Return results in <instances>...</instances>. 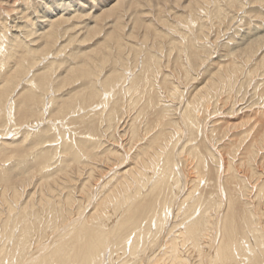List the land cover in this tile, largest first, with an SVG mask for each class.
I'll use <instances>...</instances> for the list:
<instances>
[{
	"label": "bare ground",
	"instance_id": "6f19581e",
	"mask_svg": "<svg viewBox=\"0 0 264 264\" xmlns=\"http://www.w3.org/2000/svg\"><path fill=\"white\" fill-rule=\"evenodd\" d=\"M99 1H101L99 7H97L96 3L98 0H53L51 4L44 3L45 6H48L45 14L37 15L38 18L36 20L39 23L37 25L39 28H36L37 31L30 28L28 24L18 25L17 27L19 28L16 29L13 37L10 33L12 39L7 40L11 43V46H13V43H15V46L11 48L8 45L9 47H5V50L3 49L0 52L1 57L2 54H5L0 59V78L2 74H5L7 68L11 67L13 71L5 75L4 79L7 78L6 81L2 80L5 84H0V264H264V152L262 154L259 151L260 147L264 149V128L262 127L257 131V137L251 142L248 136L252 132L253 126L249 127V130L245 127L251 123L250 120L242 118L239 124L234 122L236 124L229 125L226 127L227 129L224 126L222 133L225 136L233 128L236 129L243 125L244 129L246 128V131L243 130L242 132L237 129L238 133L245 134H241L237 140L229 138V143L226 146H224L223 139L218 136L220 133L215 134L216 136L213 137L211 132H209L211 134L210 139L213 140H210L211 143L217 146L219 153L220 151L223 153V155L222 153L216 155V150L213 151L212 149L213 144L209 147L205 143V138L199 140L196 136L193 123L197 116L193 118V112H197L194 111V108L196 109L201 101V96H199L201 89H205L206 94H211V96L215 90L213 95L216 94L217 96L219 84L224 80H228V84L229 81L232 83L233 77L236 78L239 73L242 74L241 71L244 69L238 71V67L234 65L226 64L227 66H224L223 64L224 67L221 68L220 72L216 73L219 76V80L223 79L218 82L216 80L217 77L211 80L215 74L210 71L211 74L208 75L211 81H204L206 85L200 84L201 86L197 87L198 94L196 92V94L193 93L194 95H191V97L195 96V99L192 100L190 98L191 100L187 99L186 102H178V105L174 108L172 103L166 104L169 99V102H171V98L166 99L167 102L163 98H158V101H156L157 106L159 110L164 111V117L162 114L160 118H156L157 122L152 119L149 113L143 116L144 122L133 123L135 119L133 122L129 120L131 118L126 120L123 119L125 118L123 115H120L118 120L117 116L119 115L117 114H121V112L112 110L110 106L114 102L110 103L109 101L112 98H114L112 101L115 100L119 90L124 92L123 96L125 93L129 94V97L126 95L128 97L127 103H129L126 108L130 111L133 103L136 104L137 100H139L137 98L140 92L143 94V91L147 88H149L150 92L152 91L151 88L155 87L153 84L151 87L149 84L148 87L144 84H139L141 81V78L137 77L139 74L136 69L135 72L133 69L129 70L132 65H128L132 62L128 57L122 58L120 55L121 50H136L140 58H144L147 56V50L156 48L160 43L158 41L163 38L161 34L155 33V30L153 31L156 28L152 29V25L143 26L137 19L128 20L127 23L131 26L129 31L126 30L125 26L121 28L122 25L120 27L118 24V28L121 29L113 32L116 20H112L114 23L104 21V24H99L100 15L102 14H99V11L103 9L101 6L106 4L107 7L105 9H107V12L109 11L106 14V18H108L113 16L114 11L116 13L121 8L128 12L131 11L130 8L136 5L138 1L141 2V0H112L113 2L110 4H107V2H111V0ZM146 1L150 2L149 4L151 5L157 3L156 0ZM165 1L174 3L178 7L182 6L185 10L189 9L190 11L198 9L197 6L203 4V0H188V3L184 0ZM239 1L235 0V3H239ZM215 2L219 4L217 3L218 1H214L213 4ZM204 3L206 7L210 5L207 6L205 0ZM226 4L224 3V5ZM211 6L209 7L211 8ZM212 8L214 9V7ZM203 9L200 8L199 11ZM172 11L169 12L173 15ZM159 12L156 13L159 14ZM161 14H159L160 16L157 15L156 19L164 24L165 20H159L163 16ZM204 14L201 15L203 16ZM224 14L227 15V13ZM81 15L85 18H79ZM179 15L181 14L172 17L174 19L177 18V20H186L185 16L178 19L182 17ZM167 16L163 17L167 18ZM122 17L124 18L123 14H120L117 18L121 19ZM220 17L224 20L223 16L219 15ZM232 17L234 16L232 15ZM187 19L188 21L193 20H189V17ZM140 21H143V17ZM168 21L170 20L168 19L166 22ZM199 21L201 20L199 19ZM28 22H31V20ZM74 22H77V24ZM121 22L126 24V21ZM178 23L175 26L176 30H178L177 25L181 24ZM159 25L161 26V24ZM190 26L192 27V25ZM5 27H8L7 22ZM9 27L11 26L9 25ZM103 28L107 30L104 37L107 36L108 41L102 42L103 48L96 50L92 56L89 55L90 58L88 57L84 61L80 56L83 52L79 53L77 50L72 51L70 54H65L67 59L74 61V66H71L70 63L67 65V63L57 61V59L56 61L54 59L47 61L48 64L40 66L43 64L40 61L49 53L54 52L55 55H58L61 51L66 53L65 51H67L69 46L73 45L74 42L77 43L76 35L82 39L79 42L88 44L90 40L98 39L97 37L102 34ZM137 28L143 30L140 40L136 39L137 35L134 32ZM5 29H2V34L8 33ZM99 30H102L101 34ZM163 32H165V29ZM172 32L173 34L175 32L179 37L180 34H177L174 28ZM225 32L227 33V31ZM185 34L187 33L185 32ZM205 34L207 35L206 32ZM33 35L42 38L43 42L37 45V38L32 39ZM149 38L156 40V43L152 44V49V46L147 48ZM189 38L191 37L189 36ZM204 38L202 37V39ZM198 39H194V41L201 40L200 38ZM2 40L4 41L3 37ZM185 40L183 41L185 42ZM178 41L177 44L180 43ZM254 41L258 40L254 39ZM63 42H65L64 45H62ZM201 42H204V40H201ZM99 43H101V40L95 42L96 46ZM36 45L38 47H35ZM183 45L185 44L183 43ZM249 45H251L250 42ZM249 45L248 48L252 49ZM96 46L94 49L97 48ZM171 46L169 50L171 48L173 51L176 45L173 48ZM256 46L253 47L256 48ZM176 47L179 49L177 51H180L181 48L178 45ZM91 50L93 49L91 48ZM194 50L197 51L196 49ZM25 52L29 53L30 59L23 58L25 57L23 56ZM149 55L151 56V54ZM154 55L155 53L152 56ZM168 55L172 56L171 52ZM158 59L157 57V62L155 60L156 64L160 62ZM210 60L208 61L211 63L212 61ZM24 63H28V65ZM53 63L60 64L52 66L54 65ZM113 63H116V66L118 63L121 65L118 64L117 68L116 66L115 68L114 66L110 68ZM148 63L150 64L151 62L149 61ZM161 63H159L160 67ZM235 63H237V60ZM19 64L20 66H18ZM189 65L186 64V67H189ZM126 66L129 69L125 70L124 67ZM151 66L150 69H152ZM194 69L192 68L193 71ZM127 71L132 72V74L128 75ZM156 71L155 76H157ZM170 72L168 71L167 75ZM192 74L189 72L188 75ZM188 75L185 76L189 77ZM208 81L210 82L208 83ZM161 82L164 81L161 80ZM172 82L175 83L174 80ZM203 85L207 87L203 89ZM173 87L175 88L172 90L173 92L169 93L167 91L168 97L171 96L175 99L174 95L176 93H180L183 96L185 92L180 88V84H174ZM109 93L112 95H110L109 101L105 102V96ZM162 94L164 95V93ZM177 95L176 98L178 97ZM122 100L124 99L122 98ZM99 103L103 104V106H109L108 108L105 107L107 114L104 113V107L99 111L95 109ZM203 103L201 104L202 106H204ZM122 106H119V109ZM231 109L229 108V110ZM81 110L84 112L83 114H79ZM179 110L180 115H175L179 114ZM238 110L242 111L243 108ZM228 111L227 114L225 112L226 115H229ZM101 113L106 116L104 118L106 125L98 128L97 125H100V122L95 117ZM143 113L145 114V110ZM76 114L84 123L86 121L90 123V127L86 128L90 131L95 128L97 131L94 133L90 132L92 138L90 136L89 139L79 137L78 142L76 141L78 148L75 147L74 150L68 151L67 149L70 148H66V143L63 144V149L61 144L60 147L56 144L57 142L55 143L51 139L54 138L55 140L59 135L66 134L65 131V133H61L56 122L60 121L63 125H73L72 122H74V115L76 116ZM180 118L182 119L181 121H179ZM117 121L119 122L117 123ZM206 121L202 123L205 124ZM182 122L187 128V132ZM220 122H212L214 127H210H213V130L217 132V125ZM42 123L47 125L41 126ZM115 123H117V126L115 130L113 129L114 133L109 135V131L112 126L116 125ZM140 123H142V128L139 125ZM89 130L86 129V131ZM199 130L200 128L197 131ZM57 131H60L61 134ZM17 133H22L21 137H13ZM24 134L25 136H23ZM194 137L198 138L196 143H193L195 141ZM236 142L241 143V145L237 146V149L231 153L228 148ZM248 142H251V144L246 150L247 158L245 159L244 156L238 157L239 159L236 158L242 144L245 143V146L248 145ZM25 147L31 148L32 151L30 152L32 153L22 155ZM59 148L60 151H58ZM231 149H233V146ZM66 150L69 154L64 153ZM204 156L206 158L209 157L206 162L209 160L216 161L218 169L216 177L221 179L224 176V181L222 180L223 186H221V181L219 183L221 184L219 186L222 187L220 190L211 192V189L209 193L206 192V187L211 181V174L208 176V180L205 181L204 186H202L206 175V171H201V161H205ZM235 159H237V163ZM33 160H36V165L32 164ZM245 162L248 163V166L243 164ZM38 165L39 167H37ZM206 165L208 166L209 164ZM206 165L204 164L205 167ZM210 183H213V181ZM86 203V207L82 210Z\"/></svg>",
	"mask_w": 264,
	"mask_h": 264
},
{
	"label": "rangeland",
	"instance_id": "374dc122",
	"mask_svg": "<svg viewBox=\"0 0 264 264\" xmlns=\"http://www.w3.org/2000/svg\"><path fill=\"white\" fill-rule=\"evenodd\" d=\"M49 1V2H48ZM55 1V0H54ZM58 1V0H57ZM102 1H105V0H102ZM157 1V3H153V5H151V4H149L150 2H148V1H146V0H141V2H139L138 1V3L136 4V5H139V6H136V5H133L131 8H130V10L131 11H127V10H125V12H124V10H123V8H121V10L119 9V10H117V12L115 13V11H114V14H112L113 16H111V17H108V18H106V14L109 12H107V9H105L107 6H106V4H105V6H101V8H103L102 10H100L99 11V14H101L100 15V19H99V24H104L105 22H109V21H111V22H113L112 20H116V23H114V31L113 32H116V30L117 31H119L121 28H123L124 26H125V28H126V30L127 31H129L130 30V24H128L127 22H128V20L129 19H137L143 26H145V25H152L151 26V28L153 29V28H156V29H153V31L156 33V32H158L159 34H161V37L163 38L162 40L160 39L159 41H158V46L156 47V48H154L153 50H147V56L146 57H144V58H140V55H139V53L137 54V51L136 50H133V51H128L127 49H122L121 50V56H122V58L124 59V57H128L129 59H130V61L132 62V63H126V64H129L128 66H131L132 65V67H129V68H127L128 66H126V67H124V69L126 70V69H129V70H131V69H133L134 70V72H135V69H136V72L139 74V76H137L138 78H141V81H140V83L139 84H144L145 86H147L148 87V84H149V86L151 87L152 86V84L155 86L154 88L152 87L151 89H152V91H150L149 92V88H147L145 91H143V94L140 92V94H139V97L137 98V99H139V100H137V103L136 104H138V106H136V104L135 103H133V107L134 106H136V107H130L131 108V110L129 111V110H127V106L129 105V103H127V101H128V93H125V95L123 96V93L124 92H122L121 90H119L118 91V93H117V96L115 97V100L114 101H112L114 98H112V99H110V95H112V94H107L105 97H106V99H105V102L106 101H109V99H110V103H112V102H114V103H112V105L110 106V108L112 107V110H118L119 112H121V114L120 113H118L117 115H119V116H117V119L118 118H120V115H123V117H125V118H123V119H129V118H131V119H129V120H132V122H133V120L135 119V122H133V123H139L140 121H142V122H144L145 120H144V117L143 116H146L148 113H149V115L152 117V119H154L155 120V122H157L156 121V118L158 119V118H160V116L162 115L163 117H164V111L163 110H159V108H158V106H157V102L156 101H158V98L160 99V98H163V99H168V98H171V102H169L170 101V99L168 100V102H167V100L165 101V102H167L166 104H168V103H172L173 104V108L175 107V106H177L178 104V102H186V100L187 99H190V98H192V100L193 99H195V96H192L191 97V95H194V94H196V92H197V87H199V86H201L202 84H204V85H206V83L204 82V81H206L207 82V80H210V77H209V75L208 74H211V72L213 73V74H215L214 75V77L212 76V78H211V80L212 79H215L216 77V80H217V82L218 81H222L223 79H221V80H219L218 78H219V76H217V74L216 73H218V72H220V70H221V68H223L224 66H227V65H231V66H236V67H238V71L239 70H243V71H241V73L242 74H238V76L235 78V77H233V81H232V83H230V81H229V84H228V80L226 81V80H224V81H222V83H220L219 85V90H218V95L216 96V94L215 95H213V93H214V91H213V93H212V96H211V94H209V95H207L206 93V90L204 89V88H206L207 86H204L203 87V89L204 90H202L201 89V92H199V96H201L200 98H201V101H200V104H199V106H197V107H199V108H197L196 107V109L194 108V111H197V112H193V118H195V116L197 115V116H199V117H197L196 116V118L193 120V123H194V128H195V130H196V136L199 138V140L200 139H202V138H205V143H207L208 144V146L209 147H211V145H212V149H213V151L214 150H216L215 151V153L217 152V154L216 155H219L220 153H222L221 151H220V153H219V150L217 149V146L216 145H214V143H211V141H213L212 139H210V135L212 134V136L213 137H215L216 135L215 134H218V133H220L218 136L221 138V139H223V141H224V146H226L228 143H229V138L231 139H238L240 136H241V134H245V133H238L237 132V129H239L238 131H243V130H245L246 128H247V130H249L248 128L249 127H252L253 126V128L251 129L252 130V132L250 133V135L248 136V139H249V141H253L254 140V138H256L257 137V131L260 129V128H264V0H237V1H239V3L237 2V3H235V0H223L222 2H221V0L219 1V0H214V1H218L217 3H219V4H216V2H215V4H213L214 3V1L213 0H205V2H206V5L208 6L209 4L210 5H212L211 6V8L208 6V7H206L205 6V3H204V0H203V4H200V5H198L197 7H198V13H197V10L195 9V10H189V9H184L182 6H176V5H174V3H170V2H166L165 0H156ZM159 1H161L160 3H159ZM185 2H187L188 3V0H184ZM213 1V2H212ZM231 1V2H230ZM5 2V3H4ZM53 2V0H0V19H1V22H0V27H1V29H0V34H1V38H0V40H2V37H3V39H4V41L2 40V41H0V52H1V50H3L5 47H9L8 45H10L11 46V43L10 42H8L7 40L8 39H12V37H13V34L14 33H16V29H18L19 27H17L18 25H26V24H28V25H30L29 27L30 28H33V29H35V31H37V29L39 28L37 25L39 24L38 22H37V15L39 16V15H41V14H45V11H46V9H47V6H45V4H51ZM113 1L111 0V2H107V4H110V3H112ZM207 2H208V4H207ZM228 2H230V3H228ZM232 2H233V4H232ZM45 3V4H44ZM97 3V7H99L100 6V3H101V1H99L98 0V2H96ZM166 3V4H165ZM224 3L226 4V5H224ZM241 3V4H240ZM244 3V4H243ZM248 3V4H247ZM44 4V5H43ZM157 4V5H156ZM167 6H165V5ZM223 4V5H222ZM232 4V5H231ZM252 4V5H251ZM171 5V6H170ZM214 5V6H213ZM216 5V6H215ZM229 5V6H228ZM237 5H239V6H237ZM243 5H245L244 7H241V6H243ZM199 6H200V8H204L203 10H204V13H203V10H201V11H199ZM202 6H204V7H202ZM218 6V7H217ZM222 6H223V8H222ZM228 6V7H227ZM233 6V7H232ZM165 7H166V11H165ZM174 7V8H173ZM176 7V8H175ZM212 7H214V9L212 8ZM219 8V9H217V8ZM233 9H232V8ZM241 8V9H239V8ZM125 8V7H124ZM170 8V9H169ZM183 8V9H182ZM207 8V9H206ZM227 9V10H225V9ZM238 8V10L236 11V9ZM244 8V9H243ZM249 8V9H248ZM251 8V9H250ZM160 9V10H159ZM180 9V10H179ZM172 10H174V11H172ZM178 10V11H177ZM208 10V11H207ZM210 10H213V11H210ZM217 10H219L218 12H215V11H217ZM233 12H232V11ZM241 10V11H240ZM160 11V12H159ZM169 11H172L173 12V15L169 12ZM177 11V12H176ZM183 11V12H182ZM186 11V12H185ZM210 11V12H209ZM226 11V12H225ZM128 12V13H127ZM156 12H159V14L160 13H162L163 14V16H167L168 14L169 15H171L170 17H169V15L167 16V18H165V17H163L162 16V14H161V16L162 17H160L159 18V20H165V23L164 24H162V23H160L156 18H157V15L158 16H160L158 13H156ZM179 12V13H178ZM189 12V13H188ZM196 12V13H195ZM214 13V15H216V13H218L220 16H223V19L224 20H222V17H220L219 18V15H218V18H217V15H216V17H214V15H212L213 13ZM220 12H221V14H220ZM227 13V15H225L224 13ZM232 12V13H231ZM236 14H235V13ZM238 12V13H237ZM164 13H166L165 15H164ZM176 13V14H175ZM184 13V14H183ZM187 13H188V15H187ZM194 13H195V15H194ZM208 13V14H207ZM120 14H123V16H124V18L122 17L121 19L119 18H117L118 16H120ZM127 14V15H126ZM178 14H181V15H179V16H182V17H180V18H178V19H181V18H183V16H185L186 17V20H177V18H173L172 16H175V15H177L178 16ZM190 14V15H189ZM198 14V15H197ZM201 14H204L203 16L201 15ZM138 15V16H137ZM145 15V16H144ZM192 15H193V17H192ZM212 16V18H211V16ZM230 15H231V17H230ZM232 15L234 16V17H232ZM36 16V17H35ZM91 16H92V14H91ZM130 16V18H128ZM132 16V17H131ZM189 17V20H192V21H188V17ZM191 16V17H190ZM195 16V17H194ZM202 16V17H201ZM209 16V17H208ZM224 16H226V17H224ZM244 16V17H243ZM134 17V18H133ZM142 17H143V21H140V20H142ZM185 17H184V19H185ZM197 17V18H196ZM207 17V18H206ZM79 18H85L83 15H81V17H79ZM171 18V19H170ZM195 18V19H194ZM203 18V19H202ZM229 18H233V19H230L229 20ZM152 19V20H151ZM170 20V21H168V22H166L167 20ZM173 19H174V22H173ZM198 19V20H197ZM199 19L201 20V21H199ZM215 19V20H214ZM219 19H220V21H219ZM4 20H6V21H4ZM25 21V22H21V21ZM30 21L31 20V22H28V21ZM34 20V21H33ZM117 20H119L120 21V23H119V21L117 22ZM149 20V21H148ZM194 20H195V22H194ZM197 20V21H196ZM89 22H90V20H88ZM105 21V22H104ZM121 21H126V24H125V22H121ZM176 21V22H175ZM181 21V22H180ZM185 21V22H184ZM213 21V22H212ZM236 21V22H235ZM6 22H7V25H8V29L5 27L6 26ZM9 22V23H8ZM72 22V21H71ZM149 22H150V24H149ZM181 23L179 26L177 25V27H178V30H176L175 29V26H176V24L177 23ZM186 23V24H183V23ZM190 22V23H189ZM201 22V23H200ZM216 22V23H215ZM2 23H4V24H2ZM63 23H65L66 24V22H64L63 21ZM74 23H76L77 24V22H74ZM80 23V22H79ZM144 23V24H143ZM170 23V24H169ZM172 23V24H171ZM178 23V24H179ZM194 23V24H193ZM195 23H197L196 25H195ZM230 23V24H229ZM14 24V25H13ZM17 24V25H16ZM118 24H119V26L121 27V25H122V27L119 29L118 28ZM159 24H161V26L159 25ZM167 26H166V25ZM204 24V25H203ZM9 25L12 27H9ZM13 25V26H12ZM113 25V24H112ZM127 25V26H126ZM155 25V26H154ZM164 25V26H163ZM171 25V27L169 28V26ZM182 25H183V27H182ZM190 25H192V27L190 26ZM194 25V26H193ZM197 25H199V26H197ZM4 26V27H3ZM102 26H104V25H102ZM160 26V27H159ZM173 26V27H172ZM201 26V27H200ZM205 26V27H204ZM230 26H231V28H230ZM22 27V26H21ZM176 27V28H177ZM179 27H180V29H179ZM190 27V28H189ZM6 28V29H5ZM12 30H11V29ZM15 28V29H14ZM23 28V27H22ZM37 28V29H36ZM124 28V29H125ZM161 28H163V29H161ZM169 30H168V29ZM173 28H174V30L177 32V34H180L179 35V37H178V35H176V33L174 32V34H173ZM182 28V29H181ZM193 28V29H192ZM201 28V29H200ZM5 29V31H7L8 33H4V34H2L1 33V31H3V30ZM164 29H165V32H163L164 31ZM200 29V30H199ZM102 30H103V32H102ZM102 30H99L100 31V34H101V32H102V34L101 35H99L96 39L97 40H94V41H92V40H88L89 41V43L87 44H85L84 42L82 43V42H79V40L81 41L82 39H81V37H79V36H77L76 35V38H77V43L76 42H74V44L73 45H71V46H69L68 48H67V51H65L66 53H64V51H61L60 53H58V55H55V53L54 52H51V53H49L46 57H44L41 61H40V63H43L42 65H40L41 67L43 66V65H45V64H48V62L47 61H50V60H55L56 61V59H57V61L59 60L60 62H64V63H67V65L70 63V65L72 66H74L75 65V63H74V61L72 62V60H69V59H67L66 57H65V54L67 55V54H70L72 51H79V53H82L80 56H81V58H83L84 59V61L86 60V59H88V57L90 58V56H92V54H94V52L96 51V50H100V49H102L103 48V45H101L102 44V42L104 43L105 41L107 42L108 41V37L106 36V37H104V35L106 34V29H102ZM158 30V31H157ZM159 30H160V32H159ZM166 30H167V32H166ZM181 32H180V31ZM189 30H191V31H189ZM206 30V31H205ZM127 31H125V32H127ZM143 30H141V29H136V30H134V32L136 33V35H137V40L139 39H141V35L143 34V32H142ZM169 31V32H168ZM171 31V32H170ZM179 31V32H178ZM183 31H184V33H183ZM209 31V32H208ZM222 31V32H221ZM225 31H227V33L225 32ZM185 32L187 33V34H185ZM205 32L207 33V35L205 34ZM12 34V37H10L11 36V34ZM163 33V34H162ZM184 34V35H182V34ZM201 34V36H200V34ZM209 33V34H208ZM214 33V34H213ZM6 34V35H5ZM10 34V35H9ZM169 34V35H168ZM189 34H191V35H189ZM210 34H212V35H210ZM3 35H5V36H3ZM165 35V36H164ZM168 35V36H167ZM195 35H196V37H195ZM204 35V36H203ZM233 35V36H232ZM189 36L191 37V38H189ZM9 37V38H8ZM100 37V38H99ZM102 37H104V38H102ZM164 37H165V39H164ZM193 37V38H192ZM202 37L204 38V37H207V38H204V39H202ZM238 37V38H237ZM260 37V38H259ZM36 39L38 42H36V44L38 45V44H41L43 41H42V38H39L38 36L36 37L35 35H33V37H32V39ZM78 38H80V39H78ZM105 38H106V40H105ZM175 38V39H174ZM178 38V39H177ZM185 38H187L186 40H185ZM198 38H200L202 41L204 40V42H201V40L200 41H197V40H199ZM185 40V42L183 41V40ZM191 39V40H190ZM194 39H197V40H195V41H197V42H195L194 41ZM254 39L255 40H258V41H254ZM99 40H101V43H99V45H97L96 46V44H95V42H97V41H99ZM133 40H135V39H133ZM175 40V41H174ZM178 40H181V41H178ZM249 40H251V41H249ZM260 40H261V42H260ZM162 41V42H161ZM172 41V42H171ZM177 41L178 42H180L179 44H177ZM183 41V42H182ZM218 41V42H217ZM248 41V43H246ZM149 43L147 44V48L148 47H150V46H152V44L153 43H156V40L154 39V38H149V41H148ZM175 42V43H174ZM181 42H182V45H183V43L185 44V45H181ZM191 42V43H190ZM249 42L251 43V45H249ZM257 42H258V44H257ZM9 43V44H8ZM76 43V44H75ZM140 43V42H139ZM173 43V44H172ZM188 43V44H187ZM204 45H203V44ZM209 43V44H208ZM218 43V44H217ZM232 43V44H231ZM255 43V44H254ZM263 43V44H262ZM35 44V43H34ZM65 44V42H63L62 43V45H64ZM156 44V45H157ZM160 44H163V45H160ZM194 44V45H193ZM197 44V46H195ZM202 44V45H201ZM217 44V45H216ZM229 44V45H228ZM13 46H11V48H13L14 46H15V43H13L12 44ZM35 46V47H38V46ZM139 45V44H138ZM160 45V46H159ZM168 45V47H166V46ZM171 45H178L181 49H183V51H181V49H180V51L182 52H180V51H177V50H179L178 49V47H174V50L172 51V49L170 48V50H169V47L171 46ZM190 45V46H189ZM201 46V47H199V46ZM231 45V46H230ZM247 45V46H246ZM248 45H249V47H251L252 49H249L248 48ZM257 45V46H256ZM40 46V45H39ZM97 47L96 49H94V47ZM99 46H100V48H99ZM162 46V47H161ZM173 46H171L172 48H173ZM206 46V47H205ZM227 46V47H226ZM246 46V47H245ZM253 46H256V48L255 47H253ZM3 47V48H2ZM102 47V48H101ZM165 47V48H164ZM185 47H186V49H185ZM196 47H198V48H196ZM59 48V47H58ZM91 48L93 49V50H91ZM153 48V46L151 47V49ZM200 48V49H199ZM205 48V49H204ZM244 48H246V49H244ZM194 49H196L197 51H195ZM204 49V50H203ZM255 49V50H254ZM5 50V49H4ZM89 50V51H88ZM159 50H160V52H159ZM176 50V51H175ZM207 50V51H206ZM210 50V51H209ZM243 50V51H242ZM87 51V52H86ZM91 51V52H90ZM150 51V52H149ZM152 51V52H151ZM154 51V52H153ZM169 51V52H168ZM186 51V52H185ZM200 51H201V53H200ZM204 51H206L205 53H204ZM242 51V52H241ZM256 51V52H255ZM89 52H90V54H89ZM93 52V53H92ZM159 52V53H158ZM170 52H171V54H172V56L171 55H168V54H170ZM173 52H174V54H173ZM234 52V53H233ZM244 52V53H243ZM252 52V53H251ZM258 52V53H257ZM88 55H87V54ZM153 53H155V55H156V57H155V55L154 56H152L153 55ZM167 53V54H166ZM184 53V54H183ZM188 53V54H187ZM196 53V54H195ZM232 53H233V55H232ZM249 53V54H248ZM256 53H257V55H256ZM52 54V55H51ZM61 54V55H60ZM64 54V55H63ZM149 54H151V56L149 55ZM175 54H176V56H175ZM199 54V55H198ZM202 54V55H201ZM206 56H205V55ZM213 54H214V56H213ZM248 54V55H247ZM252 54H253V57H252ZM55 55V56H54ZM90 55V56H89ZM168 55V56H167ZM187 55H188V57H187ZM190 55V56H189ZM197 55V56H196ZM232 57H231V56ZM3 56H5V54L3 55L2 54V57ZM23 56H25V57H23V58H28V59H30L29 58V53H23ZM26 56H28V57H26ZM85 56V57H84ZM169 56H171V57H169ZM181 56H183V57H181ZM195 56V57H194ZM201 56V57H200ZM251 56V58H249ZM1 56H0V59L2 58ZM151 57V58H150ZM157 57L159 58L158 60L160 61V62H158L157 64L155 63V60H156V62H157ZM163 57V58H162ZM169 57V58H168ZM205 57H207V58H205ZM209 57V58H208ZM211 57V58H210ZM246 57V58H245ZM80 58V59H81ZM146 58V59H145ZM153 58V59H152ZM186 58V59H185ZM188 58V59H187ZM201 58V59H200ZM205 58V59H204ZM233 58V59H232ZM245 58V59H244ZM247 58H249L248 60H247ZM138 59V60H137ZM148 59V60H147ZM152 59V60H151ZM181 59V60H180ZM189 59H192V60H189ZM210 59H212V60H210ZM230 59V60H229ZM255 59V60H254ZM263 61H262V60ZM144 60V61H143ZM169 60V61H168ZM187 60H189V61H187ZM199 60V61H198ZM202 60V61H201ZM208 60H210V61H212L211 63L208 61ZM221 60V61H220ZM223 60V61H222ZM236 60H237V63H235L236 62ZM240 60V61H239ZM139 61V62H138ZM142 61V62H141ZM151 62L150 64L148 63V62ZM187 61V62H186ZM194 63H193V62ZM195 61H196V64H195ZM230 61H232V62H230ZM243 61V62H242ZM245 61V62H244ZM248 61H250V62H248ZM253 61V62H252ZM162 62V63H161ZM183 62H184V65L182 66V64H183ZM189 62H190V65H189ZM203 62V63H202ZM216 62H218V63H216ZM239 62V63H238ZM0 63H1V61H0ZM74 63V64H73ZM110 63V62H109ZM138 63H140V64H138ZM145 63V64H144ZM147 63V64H146ZM159 63H161V67H160V64ZM166 65H165V64ZM167 63H169L168 65H167ZM172 63V64H171ZM216 63V64H215ZM242 63V64H241ZM245 63H247V64H245ZM24 64H27L28 65V63H24ZM36 64H38V63H36ZM54 65H52V66H57V64H60V63H53ZM119 64V63H118ZM117 64V66H119V65H121V64H119L118 65ZM135 64V65H134ZM143 64V65H142ZM186 64H188L189 65V67L187 68L186 67ZM198 64V65H197ZM213 64H215V65H213ZM223 64H224V66H223ZM227 64V65H226ZM240 64V65H239ZM15 65V64H14ZM110 65V64H109ZM123 65V64H122ZM134 65V66H133ZM137 65V66H136ZM151 66V68L152 69H150V66ZM170 65V66H169ZM176 65V66H175ZM194 65V66H193ZM238 65V66H237ZM18 66H20V64L18 65ZM37 66V65H36ZM112 66H114V68H115V66H116V63H113V64H111L110 65V68L112 67ZM117 66H116V68H117ZM141 66V67H140ZM145 66V67H144ZM148 66V67H147ZM169 66V67H168ZM179 66V67H178ZM192 66V67H191ZM211 66V67H210ZM247 66H248V68H247ZM250 66V67H249ZM134 67V68H133ZM137 67H138V69H140L139 71H138V69H137ZM155 67V68H154ZM167 67V68H166ZM186 67V68H185ZM191 67V68H190ZM194 67H195V69H194ZM210 69H209V68ZM38 68V67H37ZM109 68V67H108ZM144 68V70H142ZM158 70H157V69ZM159 68H161V69H159ZM183 68V69H182ZM192 68L194 69V71L192 70ZM247 68V69H246ZM261 68V69H260ZM167 69V70H166ZM170 69V70H169ZM186 69V70H185ZM191 69V70H190ZM199 69V70H198ZM214 69V70H213ZM237 69V68H236ZM249 69V70H248ZM9 70V71H8ZM148 70H149V72H148ZM157 72V76H155L156 75V73H155V71ZM190 70V71H189ZM208 70V71H207ZM153 71V72H152ZM158 71H160L159 72V74H158ZM164 71V72H163ZM168 71L170 72L169 73V75H167L168 74ZM188 71V73L186 74V72ZM193 71V72H192ZM197 71V72H196ZM211 71V72H210ZM237 71V72H238ZM8 72L9 73H12L13 71H12V69H11V67H9V68H7V70L5 71V74H2V76H1V78H0V84H2V85H4L5 83H4V81H6V79H4L6 76L5 75H7L8 74ZM128 72V71H127ZM162 72V73H161ZM181 72V73H180ZM189 72H191V74L192 75H188L189 74ZM129 74L128 75H130V74H132V72H128ZM152 73V74H151ZM179 73V74H178ZM248 73V74H247ZM150 74V75H149ZM154 74V75H153ZM148 75V76H147ZM153 75V76H152ZM164 77H163V76ZM172 75V76H171ZM183 75H184V77H183ZM188 75L189 77H186V76ZM199 75V76H198ZM153 77V79H152V77ZM171 78H170V77ZM236 76V75H235ZM163 77V78H162ZM190 77H192V78H190ZM254 77V78H253ZM148 78V79H147ZM150 78V79H149ZM178 78H180V79H178ZM206 78H208V79H206ZM225 78H230V77H225ZM234 78H235V81H234ZM4 79V81H2ZM145 79V80H144ZM162 81H164V82H161V80ZM184 79V80H183ZM187 79V80H186ZM194 79V80H193ZM174 80V82L175 83H173L172 81ZM177 80V81H176ZM210 80V81H211ZM143 81V82H142ZM152 81V82H151ZM157 81V82H156ZM198 81V82H197ZM210 81H208V83L210 82ZM227 83H226V82ZM262 81V82H261ZM142 82V83H141ZM146 82V83H145ZM166 82H168V83H166ZM177 82H179V83H177ZM243 82V83H242ZM258 82V83H257ZM155 83V84H154ZM161 83V84H160ZM199 83V84H198ZM225 84V86H224V84ZM234 83V84H233ZM166 84V85H165ZM170 84V85H169ZM174 84H177V85H181V89H183L182 91L183 92H185L184 94H183V96L180 94V93H176V94H178L177 96L178 97H180V98H178V100H177V98H176V94L174 95V97H175V99L177 100H175L173 97H171V96H169L168 97V92L169 93H171V91L172 90H174L175 88L173 87L174 86ZM201 84V85H200ZM222 84V85H221ZM230 84H231V86H230ZM258 84V85H257ZM126 85V84H125ZM157 85V86H156ZM160 85V86H159ZM168 85V86H167ZM184 85V86H183ZM261 85V86H260ZM1 86V85H0ZM227 86V87H226ZM231 88H230V87ZM170 87V88H169ZM221 87V88H220ZM257 87V88H256ZM163 88H165V89H163ZM173 88V89H172ZM185 88H187V89H185ZM159 89V90H158ZM192 89V90H191ZM231 89V90H230ZM224 90V91H223ZM227 90V91H226ZM147 91V92H146ZM168 91V92H167ZM220 91V92H219ZM144 92H145V95H144ZM164 93V95L162 94V93ZM173 92V91H172ZM198 92H197V94H198ZM188 93V94H187ZM194 93V94H193ZM222 93V94H221ZM224 93V94H223ZM120 94V95H119ZM142 94V95H141ZM204 94V95H203ZM206 94V95H205ZM109 95V96H108ZM126 95L128 96V97H126ZM141 95V96H140ZM163 95V96H162ZM203 95V96H202ZM148 96V97H147ZM210 96V97H209ZM216 96V97H215ZM108 97V98H107ZM124 99V100H122V98ZM142 97V98H141ZM143 97H145V99H143ZM157 97V98H156ZM166 97V98H165ZM189 97V98H188ZM211 97H212V99H211ZM215 97V98H214ZM116 98H119V99H116ZM148 98V99H147ZM127 99V100H126ZM208 99V100H207ZM116 100H119V101H116ZM148 100V101H147ZM191 100V99H190ZM210 100V101H209ZM220 100H221V102H220ZM121 101V102H120ZM124 101V102H123ZM143 101V102H142ZM145 101V102H144ZM153 101H155L154 103H153ZM194 101H196V100H194ZM232 101V102H231ZM233 101H234V103H233ZM202 102H204L203 103V105L204 106H202L201 104H202ZM211 102V103H210ZM229 104H228V103ZM125 103H126V105H125ZM146 103H148L147 105H146ZM152 103V104H151ZM210 103V104H209ZM215 103H216V105H215ZM236 103V104H235ZM113 104H115V105H113ZM120 104V105H119ZM135 104V105H134ZM144 104V105H143ZM150 104V105H149ZM231 104V105H230ZM238 104V105H237ZM107 105V104H106ZM124 107H123V106ZM139 105H141V106H139ZM153 105H155V106H153ZM209 105V107L207 108V106ZM230 105V106H229ZM237 105V106H236ZM102 106V107H101ZM119 106H122V108L120 107V109H119ZM232 106V107H231ZM252 106V107H251ZM104 107V113L105 114H107L106 113V108H108L109 106H103V104H101V103H99V104H97V108H95L97 111H99V110H101V108H103ZM106 107V108H105ZM118 107V108H117ZM142 107V108H141ZM146 107H147V109H146ZM171 107V108H172ZM203 107V108H202ZM217 107V108H216ZM219 107V108H218ZM250 107V108H249ZM124 108H126V109H124ZM133 108V109H132ZM139 108H140V111H139ZM201 108V109H200ZM228 108V109H227ZM229 108L231 109H234V108H236V109H234V110H229ZM239 108H243V110L242 111H239L238 109ZM95 110V111H96ZM123 110H125V111H123ZM144 110H145V114L143 113L144 112ZM146 110H147V113H146ZM223 110V111H222ZM229 110V111H228ZM93 111V110H92ZM129 111V112H128ZM138 111V112H137ZM163 111V112H162ZM199 111H201V112H199ZM227 111H228V114L229 115H226L227 114ZM231 111V113H233V114H231V113H229ZM236 111H237V113H236ZM262 111V112H261ZM107 112H108V109H107ZM136 112H137V115H136ZM203 112V113H202ZM225 112H226V114H225ZM84 112L81 110L80 112H79V114H83ZM104 113H101V114H99V116H97V117H95L96 119H98V121L100 122L99 124L100 125H97L98 126V128H100L101 126H103V127H105V125H106V121L104 120V118L106 117L105 116V114ZM126 113V114H125ZM177 113V112H176ZM195 113H197V114H195ZM103 114V115H102ZM216 114V115H215ZM140 115V116H139ZM175 115H180V110H179V114L177 113V114H175ZM232 117H231V116ZM78 116V114H76V116L74 115V117H75V120H74V122H72V124L73 125H68V124H62L60 121H57L56 122V125H57V127L59 126V128H60V131H61V133H63L64 131L66 132V134L64 135V134H62V136L61 135H59L58 137H57V139L55 138V140H54V138L53 139H51V141H53V142H57L56 144L57 145H59L60 147H61V145H62V148H63V144L64 143H66L67 144V146H66V148H70V149H67L68 151H70V150H74L75 149V147L76 148H78V144H77V142H78V140H79V137H83V138H87V139H89V136H90V138H92V135H90V132L91 133H94V132H96L97 131V129H95L94 128V130H92V131H90L88 128L90 127V123L89 122H85L84 123V121H82L80 118H78L77 117ZM130 116V117H129ZM135 116H137L136 118H135ZM202 116H203V118H202ZM218 116V117H217ZM216 117V118H215ZM102 118V119H101ZM162 118V117H161ZM213 118V119H212ZM228 118V119H227ZM242 118L245 120H250V122L251 123H249L248 125H251V126H245L246 128L244 129V125L243 126H239L238 128H236V129H231V131L229 132V134H226V136L225 135H223V133H222V131L224 130V126H225V128L226 127H228L229 125H232L234 122H237L238 124H239V122H241V120H242ZM197 119V120H196ZM210 119H212V120H210ZM215 119V120H214ZM232 119V120H231ZM236 119V120H235ZM119 120V119H118ZM144 120V121H143ZM182 119L180 118L179 119V121H181ZM207 120V121H206ZM223 120V121H222ZM235 120V121H234ZM76 121H77V123H76ZM195 121V122H194ZM198 121V122H197ZM204 121H206L205 122V124L204 123H202V122H204ZM219 122V121H221L220 122V124L219 125H217L218 127H217V132H215L214 130H213V125H212V122L214 123V122ZM50 122H52V121H50ZM80 122V123H79ZM91 122V121H90ZM95 122V121H94ZM119 121H117V123H118ZM129 122V121H128ZM200 122V123H199ZM207 122H208V124H207ZM227 122H228V124H227ZM229 122H230V124H229ZM57 123H59V124H57ZM103 123V124H102ZM117 123H115L116 125H114V126H112V129L109 131V135L111 134V133H114L113 132V129L115 130V128H116V126H117ZM223 123H225L224 125H223ZM44 124V125H43ZM87 124V125H86ZM97 124V123H96ZM102 124V125H101ZM182 124L184 125V128L186 127L185 126V124L182 122ZM200 124V125H199ZM202 124H204V125H202ZM234 124H236V123H234ZM47 124L46 123H42V125L41 126H46ZM68 125V126H67ZM84 125V126H83ZM140 126H141V128H142V123H140L139 124ZM196 125H199V126H196ZM208 125V126H207ZM40 126V127H41ZM65 126V127H64ZM97 126H94V127H97ZM203 126V127H202ZM210 126H213L212 128L210 127ZM68 127V128H67ZM83 127V128H82ZM86 127H88V128H86ZM102 127V128H103ZM196 127H199L200 128V133H199V131H197L199 128H196ZM204 127H205V129H204ZM209 127V128H208ZM63 129V130H62ZM66 129V130H65ZM71 129V130H70ZM86 129L87 130H89V131H86ZM186 129V132H187V128H185ZM202 129H204L203 131H202ZM212 131H211V130ZM227 129V128H226ZM13 130V129H12ZM220 130V131H219ZM60 131H57L59 134H61L60 133ZM70 131V132H69ZM83 131H85V133H83ZM202 131V132H201ZM246 131V130H245ZM19 132H23V131H19ZM64 132V133H65ZM89 132V133H88ZM206 132V133H205ZM209 132H211V134L209 133ZM76 133V134H75ZM102 133V132H101ZM235 134V135H231V134ZM237 133V134H236ZM21 134L22 133H17L16 135H14L13 137H21ZM80 134V135H79ZM84 134V135H83ZM252 134V135H251ZM68 137H67V136ZM107 135H108V132H107ZM109 135H108V137H109ZM200 135V136H199ZM202 135V136H201ZM207 135V136H206ZM9 136V135H8ZM23 136H25V134L23 135ZM22 136V137H23ZM189 136V135H188ZM222 136V137H221ZM187 137V136H186ZM196 137V138H197ZM208 137V138H207ZM59 138H63V139H59ZM70 138V139H69ZM75 138H76V140H75ZM189 138V137H188ZM195 137H194V140L195 141H193V143H196L197 141H198V138L196 139ZM66 139H67V141H66ZM209 139V140H208ZM247 139V140H248ZM74 140V141H73ZM211 140V141H210ZM71 141V142H70ZM77 141V142H76ZM231 141V140H230ZM68 142V143H67ZM208 142H210V143H208ZM251 142H248L247 144L248 145H245L244 146V144H242V146H241V151L239 150V154H237V156H236V158H240V156L242 157V156H244V158L246 159L247 158V149L249 148V145L251 144ZM59 143V144H58ZM72 143V145H70ZM231 143H232V141H231ZM55 144V145H56ZM61 144V145H60ZM210 144V145H209ZM237 144V145H236ZM236 145V146H235ZM241 145V143H238V142H236L234 145H232L233 146V149H231L232 148V146L231 147H229L228 149H229V151L232 153L235 149H237V146L239 147ZM71 146V147H70ZM214 146V147H213ZM236 148H235V147ZM247 146V147H246ZM246 147V148H245ZM65 148V149H66ZM242 148H244V149H242ZM29 149V150H28ZM64 149V148H63ZM231 149V150H230ZM27 150V151H26ZM64 151V153H66V154H69V152L68 151ZM30 151H32L31 150V148H29V147H25L24 149H23V154L22 155H26V154H30V153H32V152H30ZM58 151H60V148L58 149ZM262 154H263V152H264V149H262L261 147H260V150H259ZM55 153V152H54ZM53 153V155L54 156H56L55 154ZM245 153V154H244ZM222 155H223V153H222ZM233 155V154H232ZM53 156V157H54ZM224 157V156H223ZM203 158V157H202ZM238 158V159H239ZM204 159H205V161H201V164L203 165H201V171H206L205 173H206V175H205V178L207 177V179H205L204 178V180H203V183H202V186H204V184H205V181H207L208 180V176L210 175V182H212L213 181V183H208L209 185H208V187H210V188H208V187H206V192L207 193H209V191L212 189V191L211 192H213V191H217V190H220L222 187L221 186H223V183H222V180L224 181V176H222V178L221 179H218L216 176H217V174H218V172H217V166H216V161L214 162V160H209L210 161V163H209V161L208 162H206V159L208 160L209 159V157H205L204 156ZM236 161V163L238 162L237 161V159H235ZM33 163L32 164H34V165H36V160L34 161H32ZM203 162H204V164L206 165V164H209V165H211V166H213V167H211V166H207L206 165V167L204 166V164H203ZM206 162V163H205ZM244 165H246V166H248L247 164V162H245V163H243ZM215 165V166H214ZM37 167H39V165L37 166ZM37 167H36V169H37ZM210 168V169H208V168ZM203 168H207V169H203ZM214 168V169H213ZM212 169V170H211ZM209 170H210V172H209ZM213 170H214V172H213ZM209 172V174H208V172ZM216 172V173H215ZM214 174V175H213ZM213 176V177H212ZM216 177V178H215ZM215 179H217V180H215ZM218 181V182H217ZM220 181H221V184H219L220 183ZM212 184H214V185H212ZM217 184V185H216ZM219 185H221V186H219ZM213 186V187H212ZM32 187H33V185H32ZM216 187V188H215ZM220 187V188H219ZM208 188V189H207ZM213 188H215V189H213ZM32 191H33V189H31ZM208 190V191H207ZM223 192V191H222ZM211 194V193H210ZM86 205H87V203L86 204H84V206H83V208H82V210L86 207Z\"/></svg>",
	"mask_w": 264,
	"mask_h": 264
}]
</instances>
